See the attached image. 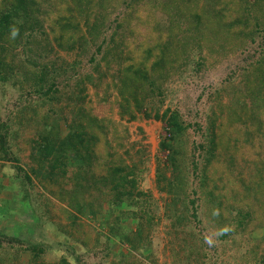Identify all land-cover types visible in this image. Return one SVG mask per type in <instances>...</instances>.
<instances>
[{
    "label": "rangeland",
    "instance_id": "1",
    "mask_svg": "<svg viewBox=\"0 0 264 264\" xmlns=\"http://www.w3.org/2000/svg\"><path fill=\"white\" fill-rule=\"evenodd\" d=\"M0 264H264V0H0Z\"/></svg>",
    "mask_w": 264,
    "mask_h": 264
},
{
    "label": "trees",
    "instance_id": "2",
    "mask_svg": "<svg viewBox=\"0 0 264 264\" xmlns=\"http://www.w3.org/2000/svg\"><path fill=\"white\" fill-rule=\"evenodd\" d=\"M3 27V26H1ZM24 28V27H21ZM156 65V62L155 64ZM125 102L128 104L130 99H124ZM76 134V133H75ZM75 134L72 135V137L70 139H66L64 141H61V147L59 149H62V152L68 153V152H72L74 154H76L79 162L81 161V154L83 152H90V145L91 143H93L94 138L89 139L85 134H80L77 138V140L72 143V138L75 136ZM51 136H55L57 137L58 134L57 132L54 133V135H50V136H46L45 134H41L39 137V140L41 141V147H40V151L39 154H41V157L44 158V160L48 159L49 157H55V155L58 152V144L56 146V144H54V141H51L50 137ZM77 137V136H76ZM52 138V137H51ZM60 151V150H59ZM61 152V151H60ZM14 162L17 163V161L14 159Z\"/></svg>",
    "mask_w": 264,
    "mask_h": 264
}]
</instances>
